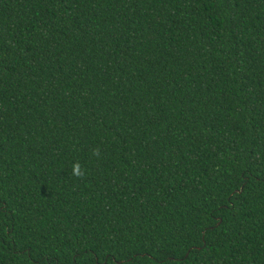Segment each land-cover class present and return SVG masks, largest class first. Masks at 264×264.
Returning <instances> with one entry per match:
<instances>
[{
	"label": "trees",
	"instance_id": "16d2710c",
	"mask_svg": "<svg viewBox=\"0 0 264 264\" xmlns=\"http://www.w3.org/2000/svg\"><path fill=\"white\" fill-rule=\"evenodd\" d=\"M0 264H264V0H0Z\"/></svg>",
	"mask_w": 264,
	"mask_h": 264
},
{
	"label": "clouds",
	"instance_id": "9594fccd",
	"mask_svg": "<svg viewBox=\"0 0 264 264\" xmlns=\"http://www.w3.org/2000/svg\"><path fill=\"white\" fill-rule=\"evenodd\" d=\"M92 154L94 156L99 157V155H100V149L98 147L92 149ZM72 175L75 176V177H78V178H82L85 175V172L82 169V167H81V165H80L79 162H76V163H74L72 165Z\"/></svg>",
	"mask_w": 264,
	"mask_h": 264
}]
</instances>
